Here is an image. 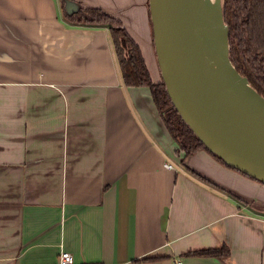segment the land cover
Segmentation results:
<instances>
[{"label": "crops", "instance_id": "crops-1", "mask_svg": "<svg viewBox=\"0 0 264 264\" xmlns=\"http://www.w3.org/2000/svg\"><path fill=\"white\" fill-rule=\"evenodd\" d=\"M75 1L120 19L162 81L149 0ZM66 13L0 0V264H264V183L206 149L182 160L109 27Z\"/></svg>", "mask_w": 264, "mask_h": 264}, {"label": "water", "instance_id": "water-1", "mask_svg": "<svg viewBox=\"0 0 264 264\" xmlns=\"http://www.w3.org/2000/svg\"><path fill=\"white\" fill-rule=\"evenodd\" d=\"M195 2L149 0L162 80L182 118L207 148L229 166L264 183V146L244 130L229 104L237 102L242 84H247L263 102L264 97L238 74L229 59L228 28L220 11L221 0V36L227 54L222 57L216 53L213 60L228 79L223 90L218 88L212 79L211 58L200 39L202 26ZM79 8L75 0H65L69 14Z\"/></svg>", "mask_w": 264, "mask_h": 264}, {"label": "trees", "instance_id": "trees-1", "mask_svg": "<svg viewBox=\"0 0 264 264\" xmlns=\"http://www.w3.org/2000/svg\"><path fill=\"white\" fill-rule=\"evenodd\" d=\"M60 2L64 8L65 0ZM220 11L228 28L229 59L232 65L238 74L246 77L251 86L264 97V0H221ZM66 18L72 22L109 27L124 83L128 86L144 85L150 89L157 111L176 142L182 160L200 149H206L226 164L207 148L182 118L164 81H153L139 44L128 33L120 19L100 7H80L76 13H66ZM229 252L228 246L223 245L190 250L183 255L226 256Z\"/></svg>", "mask_w": 264, "mask_h": 264}, {"label": "bare ground", "instance_id": "bare-ground-1", "mask_svg": "<svg viewBox=\"0 0 264 264\" xmlns=\"http://www.w3.org/2000/svg\"><path fill=\"white\" fill-rule=\"evenodd\" d=\"M196 9L202 26L199 35L206 48L208 57L211 58L212 79L223 90L225 81L219 65L213 60L214 54L218 53L225 57L227 52L224 48L221 30L223 22L219 13L218 0H196ZM207 27L212 30L209 31ZM226 98V96L224 95ZM239 124L250 134L260 145L264 146V102L247 85L242 84L241 95L235 104L229 103Z\"/></svg>", "mask_w": 264, "mask_h": 264}, {"label": "built area", "instance_id": "built-area-1", "mask_svg": "<svg viewBox=\"0 0 264 264\" xmlns=\"http://www.w3.org/2000/svg\"><path fill=\"white\" fill-rule=\"evenodd\" d=\"M58 264H75L73 254L68 250H62L59 255Z\"/></svg>", "mask_w": 264, "mask_h": 264}, {"label": "rangeland", "instance_id": "rangeland-1", "mask_svg": "<svg viewBox=\"0 0 264 264\" xmlns=\"http://www.w3.org/2000/svg\"><path fill=\"white\" fill-rule=\"evenodd\" d=\"M158 65H159V62H158ZM160 72H161V70H160Z\"/></svg>", "mask_w": 264, "mask_h": 264}]
</instances>
